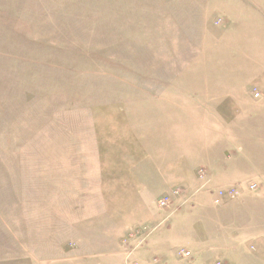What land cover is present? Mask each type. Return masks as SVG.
Returning <instances> with one entry per match:
<instances>
[{
    "label": "rangeland",
    "instance_id": "rangeland-1",
    "mask_svg": "<svg viewBox=\"0 0 264 264\" xmlns=\"http://www.w3.org/2000/svg\"><path fill=\"white\" fill-rule=\"evenodd\" d=\"M230 68L264 101V0H0V261L264 264V187H156L171 100Z\"/></svg>",
    "mask_w": 264,
    "mask_h": 264
},
{
    "label": "crops",
    "instance_id": "crops-1",
    "mask_svg": "<svg viewBox=\"0 0 264 264\" xmlns=\"http://www.w3.org/2000/svg\"><path fill=\"white\" fill-rule=\"evenodd\" d=\"M218 74L222 85H200L196 96L186 98L185 103L176 105L171 100V117L162 123L157 139L158 146L165 150L154 166L157 191L174 185L197 186V171L205 175L199 189H213L212 200L219 189L249 182L264 187V101L253 103L246 97H236L232 91L235 68ZM203 75L204 82L212 81L205 71ZM238 78L247 84L251 71L241 72ZM258 198L255 203L248 202L245 214L247 209L252 212V204L259 226L264 227V204ZM189 231L185 229V233ZM0 262L13 264V259Z\"/></svg>",
    "mask_w": 264,
    "mask_h": 264
},
{
    "label": "built area",
    "instance_id": "built-area-1",
    "mask_svg": "<svg viewBox=\"0 0 264 264\" xmlns=\"http://www.w3.org/2000/svg\"><path fill=\"white\" fill-rule=\"evenodd\" d=\"M198 177L200 179H204L205 175L202 173V171H199ZM257 185L254 183H249L248 190L255 192L257 190ZM179 194V190L176 189L172 191L169 194L163 195L158 201H157V207L159 209H168L171 206V201L174 197H176ZM239 195V189L237 187H229L226 189H219L214 193V197L212 200V203L214 205H220L223 204L225 201L233 200ZM182 256L187 257L189 255L188 252H182Z\"/></svg>",
    "mask_w": 264,
    "mask_h": 264
}]
</instances>
